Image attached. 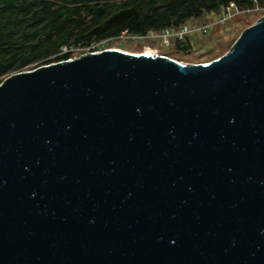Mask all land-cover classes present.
Instances as JSON below:
<instances>
[{
  "label": "water",
  "instance_id": "1",
  "mask_svg": "<svg viewBox=\"0 0 264 264\" xmlns=\"http://www.w3.org/2000/svg\"><path fill=\"white\" fill-rule=\"evenodd\" d=\"M0 264H264V14L207 62L4 77Z\"/></svg>",
  "mask_w": 264,
  "mask_h": 264
},
{
  "label": "trees",
  "instance_id": "2",
  "mask_svg": "<svg viewBox=\"0 0 264 264\" xmlns=\"http://www.w3.org/2000/svg\"><path fill=\"white\" fill-rule=\"evenodd\" d=\"M230 2L241 13L224 25L264 6V0H0V81L16 71L69 59L72 49L109 42L124 31L144 35L208 23ZM234 30H227L228 37ZM171 45L188 52L190 37L173 39Z\"/></svg>",
  "mask_w": 264,
  "mask_h": 264
},
{
  "label": "rangeland",
  "instance_id": "3",
  "mask_svg": "<svg viewBox=\"0 0 264 264\" xmlns=\"http://www.w3.org/2000/svg\"><path fill=\"white\" fill-rule=\"evenodd\" d=\"M263 14L264 6L257 5L252 11L237 16L235 19L231 20V22L225 25L220 24L218 27H215L218 24L217 23L205 33L193 31L189 34L191 47L188 52L177 50L175 49L174 45H154L150 40H146L143 43L135 42L125 36L118 37L109 42L93 44L91 50L99 51L105 48H118L128 52L148 51L151 53L164 54L167 56L171 55L170 57H175V59L183 63L207 62L225 53L233 43L232 41H234L238 36L239 30H242L254 23ZM216 18L217 17H215L212 22L216 20ZM232 29H235V32L231 33V35L228 37L226 34L227 30ZM220 44L222 47H219ZM86 52L91 51L85 50V52H83V49H74L72 58Z\"/></svg>",
  "mask_w": 264,
  "mask_h": 264
},
{
  "label": "built area",
  "instance_id": "4",
  "mask_svg": "<svg viewBox=\"0 0 264 264\" xmlns=\"http://www.w3.org/2000/svg\"><path fill=\"white\" fill-rule=\"evenodd\" d=\"M247 12H250V10H247ZM239 13H241V11L237 8V6L233 2H230L225 7H223L220 15L217 16L216 20H214L213 22L211 21L210 23L197 24V25L184 24L176 29L165 28L161 31L149 30L144 35L128 34L127 32L124 31L118 37L125 36L130 40L141 43L145 42L146 40H150L153 42L154 45L160 44L163 46H170L173 39L183 40L186 36H189V34L192 33L193 31L205 33L209 29H211L212 26H214L215 24L217 23L222 24ZM101 42H105V41H101ZM91 47L92 45L83 48V52H85V50L92 51ZM61 50L62 52H66L68 49L66 47H62Z\"/></svg>",
  "mask_w": 264,
  "mask_h": 264
}]
</instances>
